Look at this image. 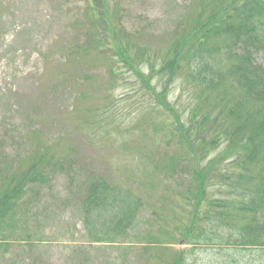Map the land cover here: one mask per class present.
Masks as SVG:
<instances>
[{"label":"trees","instance_id":"obj_1","mask_svg":"<svg viewBox=\"0 0 264 264\" xmlns=\"http://www.w3.org/2000/svg\"><path fill=\"white\" fill-rule=\"evenodd\" d=\"M121 7L120 0H86L65 62L79 81L101 73L133 83L126 95L153 111L147 133L167 144L159 154L164 164L156 168L150 155L142 171L157 181L184 179L172 195L183 204L170 199L169 210L182 208L186 224L161 226L176 242L145 241V264H201L202 250L214 251L208 264H264V65L257 60L264 0H194L167 32L151 37L128 28ZM177 82L187 103L171 101ZM104 103L106 111L116 108ZM66 156L47 148L9 160L0 140V255L30 236L18 229V216L31 193L51 186ZM132 183L93 174L85 184L88 243L131 235L144 206Z\"/></svg>","mask_w":264,"mask_h":264},{"label":"rangeland","instance_id":"obj_2","mask_svg":"<svg viewBox=\"0 0 264 264\" xmlns=\"http://www.w3.org/2000/svg\"><path fill=\"white\" fill-rule=\"evenodd\" d=\"M192 3L120 0L127 27L150 37L167 32L169 22L184 16ZM85 10L86 0H0V140L6 157L47 148L69 155L51 186L29 195L18 229L30 236H19L14 247L1 252L0 264H145V241L176 242L161 226L186 224L182 208L169 210L170 199L183 204L172 195L183 189L184 179L157 181L142 171L150 155L156 168L164 164L159 154L167 144L161 135L153 142L147 133L153 111H146L138 96L126 95L134 84H116L101 73L79 81L76 69L66 65ZM257 60L264 65V52ZM170 98L187 103L179 82ZM106 100L116 108L106 111ZM93 174L113 183L132 179L133 189L141 193L144 206L124 241L88 243L82 202ZM213 253L202 250L196 256L208 264L216 259Z\"/></svg>","mask_w":264,"mask_h":264}]
</instances>
